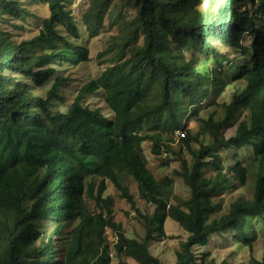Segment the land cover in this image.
Segmentation results:
<instances>
[{"label": "trees", "instance_id": "16d2710c", "mask_svg": "<svg viewBox=\"0 0 264 264\" xmlns=\"http://www.w3.org/2000/svg\"><path fill=\"white\" fill-rule=\"evenodd\" d=\"M23 1L47 5L50 15L37 37L19 44L0 25V264H111L112 250L118 264H125L124 258L163 264L150 244L167 237L168 218L189 234L176 264H197L193 248L207 247L222 233H237L241 244L252 246L255 237L239 232L245 217L264 216V0H209L204 8L206 0H121L118 6L134 11V18L120 14L112 21L122 36L117 61L87 84L65 113L50 111L69 81L55 67L90 61L89 49L77 44L81 32L69 9L76 0H0V20L24 21L29 13ZM116 1L90 0L82 15L88 39L105 29ZM210 60L218 67H209ZM226 68L234 73L228 76ZM48 82L53 85L47 98L33 95ZM239 82L245 88L230 103L217 104L227 87ZM101 90L112 118L83 104L85 94ZM210 96L212 105L223 109V119L199 118ZM193 117L200 132L187 131L183 147L192 152L199 135L209 136L212 145L193 154V163L182 160L175 172L191 193L181 200L173 194L172 179L160 183L149 170L142 145L150 142L152 154L161 158ZM246 147L253 148L252 162L259 168L254 197L237 199L218 216L223 204L216 199L249 179L244 163L226 169L218 153ZM210 168L215 175L208 178L204 171ZM125 177L133 178L140 198L155 206L152 216H143L142 241L125 235L114 218L113 197H105L112 183L142 215ZM172 198L177 204L170 206ZM88 200L100 211L92 212ZM74 222L60 257L56 241ZM40 223L54 226L42 242ZM108 230L118 238L113 249Z\"/></svg>", "mask_w": 264, "mask_h": 264}, {"label": "rangeland", "instance_id": "374dc122", "mask_svg": "<svg viewBox=\"0 0 264 264\" xmlns=\"http://www.w3.org/2000/svg\"><path fill=\"white\" fill-rule=\"evenodd\" d=\"M209 0H206L201 8L206 7ZM90 0H76L69 9L72 10L73 16L76 20V24L81 32V40L77 44L85 46L89 49L90 61L81 63L79 65L65 64L61 67H55L58 71V75L63 78H67L69 81L66 85L59 89L58 97L50 102V111L52 113L66 112L70 105L74 102L79 92L90 82L96 80L101 74L117 61V52L122 44V36L120 27L112 25V21H115L120 14L123 18L133 20L134 11L126 9L123 5H119L121 0H117L115 6L112 8L110 16L106 20V27L102 33L94 39H88L89 34L83 26L82 15L88 9ZM25 10L29 13L28 17L23 20H0V25L3 27L4 32L11 36L12 40L17 44L25 40H31L39 35L40 26L43 19L49 17L50 10L47 5L35 4L32 2L23 1ZM251 9L252 6L250 5ZM253 9V8H252ZM65 36V34H63ZM71 40V39H70ZM50 54L51 52H42ZM230 60H235V56H232ZM225 64V63H224ZM227 64V62H226ZM209 67H218V64L210 60L208 62ZM226 73L231 76L234 72H231L229 68H226ZM54 81V79H52ZM31 86V81H26ZM53 82H48L43 88L39 89L35 87L33 89V95L42 98H47V93L51 89ZM245 88L244 82L233 83L227 87L225 93L217 100L210 96L206 107H202L199 118L208 119L213 115L215 120H221L224 118V111L219 106L212 105V100L217 101V104H228L231 102L232 97L236 93H240ZM83 104L90 106L92 109L101 110V112L108 116L113 117V113L108 109L105 102V92L103 90L95 94H85L83 96ZM245 120V118L240 119ZM200 126L197 122V118L193 117L187 122V131H191L193 135H197L200 132ZM236 131V126L225 132V137H231ZM181 138L180 136H178ZM174 142L171 143V151L164 150V154L161 158H157L152 154V144L145 142L143 146L144 156L147 160V166L153 173L157 181L163 183L166 178L173 180L172 191L175 198L181 200H188L190 198V189L187 187L183 180L175 175L176 171H180L182 167V160H186L189 164L193 163V154H198L202 149L211 146L212 140L207 135H199L198 143H193L191 151L188 148L183 147L181 141L176 137H173ZM168 153V155H165ZM219 157L223 161L226 169L234 166L237 162L244 163L249 169V179L245 186H240L236 191H230L223 197L216 199V202H222L223 211L218 215L221 216L229 211L230 205L237 199L243 197L247 200H252L255 192V184L257 179V173L259 168L254 165L252 159L254 157V150L252 147H246L243 150H220ZM164 161V162H162ZM205 176L211 178L215 175V171L205 169ZM125 186L130 190V193L134 196L136 201V208L141 212L139 215L132 210L130 204L121 198L120 192L113 187L111 183L105 197H113V213L115 221L122 225L123 231L127 237L135 238L138 240H144L146 237V228L144 224L143 216H152L155 211V206L147 204L140 198L138 185L131 177H125L123 180ZM90 210L92 212H99L100 209L95 206V203L88 200ZM177 201L172 198L169 205H176ZM244 225L241 235H245L248 238L255 237V241L252 246L248 247L241 244L237 239V233L229 232L215 235L211 238V241L207 247H195L193 248L194 254L197 256V264H201L202 258L207 255V259L204 264H208L211 260H214L217 264L226 262L227 264H250L253 260L261 261L264 259V216L257 218L245 217L243 219ZM77 223H72L65 231L64 235L57 239L56 246L60 251V257H63L67 249V245L70 241V233L74 230ZM43 236L40 242L47 240L52 231L53 225L43 226L39 224ZM165 232L167 237L162 242L153 241L150 244V252L153 256L159 258L163 264H176L177 252L182 250V245L189 238V234L175 221L168 218L165 224ZM114 233L110 230L107 231L108 242L114 240ZM157 236V235H156ZM112 264H118L119 259L115 257L112 260ZM125 264H138L132 259L124 258ZM203 264V263H202Z\"/></svg>", "mask_w": 264, "mask_h": 264}, {"label": "clouds", "instance_id": "9594fccd", "mask_svg": "<svg viewBox=\"0 0 264 264\" xmlns=\"http://www.w3.org/2000/svg\"><path fill=\"white\" fill-rule=\"evenodd\" d=\"M67 112V111H66ZM178 131H181L182 133H184V135L186 136V133H185V131H182V130H178ZM177 132V131H176ZM175 135H176V137L181 141L182 139H184L185 138V136L184 137H181V138H179L178 137V135L175 133ZM164 154V153H163ZM165 155H168V153H165ZM169 208V207H168ZM117 241H118V238H117V236L116 235H114V240L111 242V248L113 249V247L115 246V244L117 243ZM116 257V253H115V251H113L112 250V252H111V254H110V258H111V260H113L114 258ZM133 260V259H132ZM113 262V261H112ZM112 264V263H111Z\"/></svg>", "mask_w": 264, "mask_h": 264}, {"label": "built area", "instance_id": "2783aa9c", "mask_svg": "<svg viewBox=\"0 0 264 264\" xmlns=\"http://www.w3.org/2000/svg\"><path fill=\"white\" fill-rule=\"evenodd\" d=\"M176 134H177L178 136H181V137H184V136H185L184 133H182L181 131H177Z\"/></svg>", "mask_w": 264, "mask_h": 264}]
</instances>
